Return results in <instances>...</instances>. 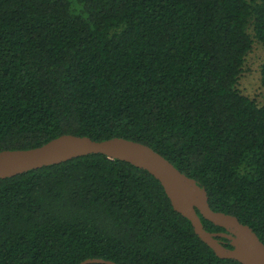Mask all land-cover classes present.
I'll return each instance as SVG.
<instances>
[{
    "label": "trees",
    "instance_id": "trees-1",
    "mask_svg": "<svg viewBox=\"0 0 264 264\" xmlns=\"http://www.w3.org/2000/svg\"><path fill=\"white\" fill-rule=\"evenodd\" d=\"M255 44L264 0H0V153L63 135L141 143L264 244V102L239 88ZM259 72L264 91V60ZM90 259L240 264L126 162L93 154L0 179V264Z\"/></svg>",
    "mask_w": 264,
    "mask_h": 264
},
{
    "label": "water",
    "instance_id": "water-1",
    "mask_svg": "<svg viewBox=\"0 0 264 264\" xmlns=\"http://www.w3.org/2000/svg\"><path fill=\"white\" fill-rule=\"evenodd\" d=\"M93 154L126 162L151 175L162 186L174 211L189 220L194 233L218 258L240 264H264V244L250 227L233 216L211 210L206 192L195 180L179 172L164 157L141 143L122 138L97 142L87 137L63 135L39 148L1 152L0 179ZM198 213L225 232L206 231ZM217 238L227 239L232 248L224 247ZM81 264L115 263L90 259Z\"/></svg>",
    "mask_w": 264,
    "mask_h": 264
},
{
    "label": "rangeland",
    "instance_id": "rangeland-1",
    "mask_svg": "<svg viewBox=\"0 0 264 264\" xmlns=\"http://www.w3.org/2000/svg\"><path fill=\"white\" fill-rule=\"evenodd\" d=\"M264 60V48L255 44L248 54L243 68V74L239 80L240 90L259 103L264 102V91L260 85V65Z\"/></svg>",
    "mask_w": 264,
    "mask_h": 264
}]
</instances>
